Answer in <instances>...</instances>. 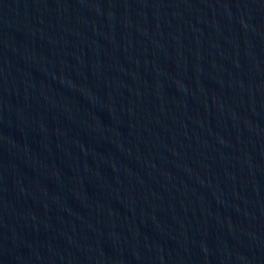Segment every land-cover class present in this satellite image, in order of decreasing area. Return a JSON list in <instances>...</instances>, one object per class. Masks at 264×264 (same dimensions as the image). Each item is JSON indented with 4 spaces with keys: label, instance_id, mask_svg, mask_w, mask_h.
<instances>
[{
    "label": "water",
    "instance_id": "1",
    "mask_svg": "<svg viewBox=\"0 0 264 264\" xmlns=\"http://www.w3.org/2000/svg\"><path fill=\"white\" fill-rule=\"evenodd\" d=\"M164 0H0V173L94 87Z\"/></svg>",
    "mask_w": 264,
    "mask_h": 264
}]
</instances>
